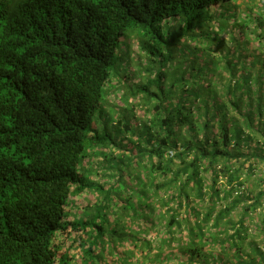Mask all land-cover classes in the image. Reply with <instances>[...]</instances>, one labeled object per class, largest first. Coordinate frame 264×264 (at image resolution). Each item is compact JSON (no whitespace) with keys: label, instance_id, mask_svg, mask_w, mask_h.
I'll return each mask as SVG.
<instances>
[{"label":"trees","instance_id":"1","mask_svg":"<svg viewBox=\"0 0 264 264\" xmlns=\"http://www.w3.org/2000/svg\"><path fill=\"white\" fill-rule=\"evenodd\" d=\"M0 264H264V0H0Z\"/></svg>","mask_w":264,"mask_h":264},{"label":"rangeland","instance_id":"2","mask_svg":"<svg viewBox=\"0 0 264 264\" xmlns=\"http://www.w3.org/2000/svg\"><path fill=\"white\" fill-rule=\"evenodd\" d=\"M126 42L129 45L132 46V52L131 53H128L129 55H127V58L128 57H133V55H137L138 53V40L136 37H129L126 39ZM125 45V44H124ZM127 47V46H126ZM126 54L124 53V56ZM126 56H125V60L127 59ZM142 61V59H141ZM143 61H145V59H143ZM143 61H142V64H143ZM130 64V63H129ZM131 67H134V64H130ZM144 72V71H143ZM140 76H136V78H134L133 76V79H137L139 78ZM124 88V87H123ZM116 91L120 94V88H115V90L113 91L114 94H112V90H111V99H114L115 102H118L119 104L122 103L124 100L122 99H119V97H117V94H116ZM86 168H87V172H88V177L90 180L92 181H100V176H99V171L102 170L104 168L103 164H102V160L101 158L98 156V155H91L89 157V159L86 160ZM93 199L92 197V194H85V195H80V196H76V197H71L70 200H69V204L67 206L68 210L70 211V217H74L76 216L77 214H81L83 211V207L89 203V201H91ZM112 234V233H110ZM116 241V243L118 242L119 245L120 243H122V240H120V238H115L114 239ZM118 240V241H117ZM69 242H72L69 241ZM108 243L110 244H114L115 242L111 240L110 238V235L108 234L107 237H106V244L107 245ZM75 251H77L79 249V247H76L74 248ZM109 250L110 249V246L108 247ZM73 263V261H72Z\"/></svg>","mask_w":264,"mask_h":264}]
</instances>
